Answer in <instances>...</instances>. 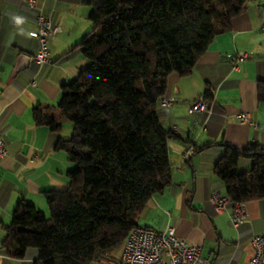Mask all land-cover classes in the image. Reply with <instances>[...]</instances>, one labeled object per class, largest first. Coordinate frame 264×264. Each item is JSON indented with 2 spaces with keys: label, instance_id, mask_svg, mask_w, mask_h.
<instances>
[{
  "label": "trees",
  "instance_id": "trees-1",
  "mask_svg": "<svg viewBox=\"0 0 264 264\" xmlns=\"http://www.w3.org/2000/svg\"><path fill=\"white\" fill-rule=\"evenodd\" d=\"M93 28L78 47L88 65L61 85L59 116L34 111L37 126L59 133L55 149L74 168L63 191L45 193L48 216L20 202L5 227L2 249L35 264H101L121 248L154 193L171 184L167 142L157 117L171 74L185 76L217 34L231 28L247 0H82ZM1 16V15H0ZM209 92V91H207ZM208 94V93H207ZM264 101V81L257 85ZM214 174L233 202L264 198V148L225 145ZM252 163L239 173V159Z\"/></svg>",
  "mask_w": 264,
  "mask_h": 264
},
{
  "label": "crops",
  "instance_id": "crops-1",
  "mask_svg": "<svg viewBox=\"0 0 264 264\" xmlns=\"http://www.w3.org/2000/svg\"><path fill=\"white\" fill-rule=\"evenodd\" d=\"M28 1L0 0V140L6 149L0 160V264H35L36 249L25 250L21 257L2 249L5 227L20 202L48 216L45 193L68 186L67 174L74 164L55 144L59 137H70L72 126L64 123L54 133L37 126L33 114L49 107L59 116L60 87L87 67L78 44L93 28L88 18L91 7L82 0H33L34 8ZM262 4L264 0H247L243 12L231 20L230 30L214 37L189 74L169 75L163 98L172 103L157 105L161 126L173 135L167 142L171 184L152 195L136 222L162 232L172 228L177 238L199 246L210 264H249L252 237L264 235V198L245 203L247 216L237 228L231 225L230 211L216 214L208 201L215 193L227 196L214 174L225 145L264 148V101L257 97V85L264 81ZM37 13L60 28L48 43L50 64L33 61L38 43L31 33L37 29ZM14 17L22 22L17 24ZM237 51L245 52L247 60L234 71L228 56ZM21 56L30 58L29 65L16 70ZM200 96L211 113H189ZM242 113L251 124L238 122ZM251 168L249 159H239V173ZM120 249L119 255L106 256L101 264H116Z\"/></svg>",
  "mask_w": 264,
  "mask_h": 264
},
{
  "label": "built area",
  "instance_id": "built-area-1",
  "mask_svg": "<svg viewBox=\"0 0 264 264\" xmlns=\"http://www.w3.org/2000/svg\"><path fill=\"white\" fill-rule=\"evenodd\" d=\"M31 8L35 7L33 0L28 1ZM264 11V4L261 5ZM36 31L31 36L36 39L38 49L33 57L37 65L50 64L48 43L60 32L57 25H52L42 13L35 15ZM234 71L240 70L241 64L247 60V54L237 51L230 56ZM172 103L170 98H162L159 104L163 107ZM189 113H211L204 97H198L189 108ZM239 123L251 124L247 114L237 117ZM6 149L0 140V160L5 156ZM209 204L216 214L230 211V222L235 228L241 226L247 216L244 202H233L228 196L218 193L209 198ZM253 255L249 264H264V235L252 237ZM116 264H210L207 258L201 256V248L187 240L177 238L172 228L168 232L157 231L147 227L133 228L122 244V251Z\"/></svg>",
  "mask_w": 264,
  "mask_h": 264
},
{
  "label": "water",
  "instance_id": "water-1",
  "mask_svg": "<svg viewBox=\"0 0 264 264\" xmlns=\"http://www.w3.org/2000/svg\"><path fill=\"white\" fill-rule=\"evenodd\" d=\"M30 58L28 56H21L18 59V64L16 65L15 69L16 70H23L26 69L29 65Z\"/></svg>",
  "mask_w": 264,
  "mask_h": 264
},
{
  "label": "rangeland",
  "instance_id": "rangeland-1",
  "mask_svg": "<svg viewBox=\"0 0 264 264\" xmlns=\"http://www.w3.org/2000/svg\"><path fill=\"white\" fill-rule=\"evenodd\" d=\"M71 127V126H70ZM64 131H65V129H64ZM120 248L119 249H117L116 251H114L112 254H111V256H117V255H119L120 254Z\"/></svg>",
  "mask_w": 264,
  "mask_h": 264
},
{
  "label": "clouds",
  "instance_id": "clouds-1",
  "mask_svg": "<svg viewBox=\"0 0 264 264\" xmlns=\"http://www.w3.org/2000/svg\"><path fill=\"white\" fill-rule=\"evenodd\" d=\"M13 19L15 20V22H16L17 24H19V23L22 22L20 17H14Z\"/></svg>",
  "mask_w": 264,
  "mask_h": 264
}]
</instances>
